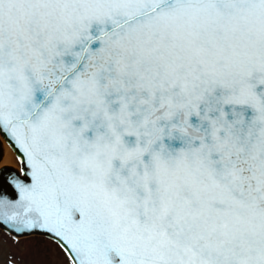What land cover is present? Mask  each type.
Wrapping results in <instances>:
<instances>
[{
    "label": "snow or ice",
    "instance_id": "obj_1",
    "mask_svg": "<svg viewBox=\"0 0 264 264\" xmlns=\"http://www.w3.org/2000/svg\"><path fill=\"white\" fill-rule=\"evenodd\" d=\"M0 137V254L264 264V0H0Z\"/></svg>",
    "mask_w": 264,
    "mask_h": 264
},
{
    "label": "rangeland",
    "instance_id": "obj_2",
    "mask_svg": "<svg viewBox=\"0 0 264 264\" xmlns=\"http://www.w3.org/2000/svg\"><path fill=\"white\" fill-rule=\"evenodd\" d=\"M15 165L16 168L19 167L17 163ZM7 239L9 240L10 246H6L3 254H0V264H7L9 252L14 254L16 264H43V262L45 261H47L48 264H52V261L55 259V257H48L43 252H39L35 250L32 253H29V243L31 240L35 239L34 237L22 238L19 245L12 244L10 237H8ZM36 247L51 248L52 245L46 243L44 245H40Z\"/></svg>",
    "mask_w": 264,
    "mask_h": 264
},
{
    "label": "bare ground",
    "instance_id": "obj_3",
    "mask_svg": "<svg viewBox=\"0 0 264 264\" xmlns=\"http://www.w3.org/2000/svg\"><path fill=\"white\" fill-rule=\"evenodd\" d=\"M0 143L3 151V159L0 161V167H3L5 164H9L12 167L16 168L15 155L12 152L11 148L1 138Z\"/></svg>",
    "mask_w": 264,
    "mask_h": 264
},
{
    "label": "water",
    "instance_id": "obj_4",
    "mask_svg": "<svg viewBox=\"0 0 264 264\" xmlns=\"http://www.w3.org/2000/svg\"><path fill=\"white\" fill-rule=\"evenodd\" d=\"M0 138L3 139V137H0ZM3 141H4V140H3ZM5 142H6V141H5ZM6 143H7V142H6ZM7 144H8V143H7ZM9 147H10V146H9ZM0 148H2V147H1V143H0ZM10 148H11V147H10ZM0 161H1V160H0Z\"/></svg>",
    "mask_w": 264,
    "mask_h": 264
}]
</instances>
